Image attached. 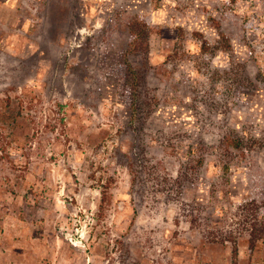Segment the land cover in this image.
Wrapping results in <instances>:
<instances>
[{
  "label": "rangeland",
  "instance_id": "obj_1",
  "mask_svg": "<svg viewBox=\"0 0 264 264\" xmlns=\"http://www.w3.org/2000/svg\"><path fill=\"white\" fill-rule=\"evenodd\" d=\"M0 264H264V0H0Z\"/></svg>",
  "mask_w": 264,
  "mask_h": 264
},
{
  "label": "trees",
  "instance_id": "obj_2",
  "mask_svg": "<svg viewBox=\"0 0 264 264\" xmlns=\"http://www.w3.org/2000/svg\"><path fill=\"white\" fill-rule=\"evenodd\" d=\"M145 24V23H144ZM145 25H147V24H145ZM221 38H222V41H223V43L224 44H228V37H227V35H225V34H222L221 35ZM203 47L206 49V48H208L209 47V42L208 41H203ZM228 142H229V140H227ZM229 144L230 145H234V146H238V141H230L229 142Z\"/></svg>",
  "mask_w": 264,
  "mask_h": 264
}]
</instances>
